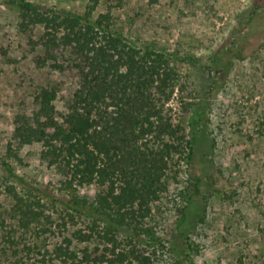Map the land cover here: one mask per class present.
<instances>
[{
	"label": "trees",
	"instance_id": "trees-1",
	"mask_svg": "<svg viewBox=\"0 0 264 264\" xmlns=\"http://www.w3.org/2000/svg\"><path fill=\"white\" fill-rule=\"evenodd\" d=\"M11 1L20 14V31L30 33L28 43L37 51L34 65L65 74L76 88L62 111L55 103L62 82L39 86L34 110L12 119L6 156L17 157L14 143L37 146L38 158L54 167L59 179L53 193L16 174L6 156L1 159L0 198L11 199L9 215L16 222L1 217L0 199L6 251L30 256L36 264H162L171 258L174 264H194L186 229L190 204L204 196L205 180L193 167L201 127L210 120L208 103L200 109L197 102L198 109L189 113L188 133L169 105L175 91L184 89L176 64L191 57L154 43H132L114 26L109 11L95 18L101 0H91L82 13ZM37 27L41 30L35 34ZM238 48L231 43L218 49L215 65L205 68L224 78L232 64L229 56ZM193 104L187 101L184 110L190 112ZM180 164L189 179L180 192L184 204L170 237H163L152 222L153 207L169 191L170 178L176 180ZM204 169L207 173L209 164ZM56 221L63 228L68 222L80 225L51 248L32 242V237L55 235ZM176 233L180 243L174 241Z\"/></svg>",
	"mask_w": 264,
	"mask_h": 264
},
{
	"label": "rangeland",
	"instance_id": "rangeland-1",
	"mask_svg": "<svg viewBox=\"0 0 264 264\" xmlns=\"http://www.w3.org/2000/svg\"><path fill=\"white\" fill-rule=\"evenodd\" d=\"M30 1L77 13L85 11L91 3V0ZM259 5L263 8L254 13ZM106 11L113 16L114 26L132 43L139 46L154 43L193 60L176 64L184 89H177L169 101L185 133L189 130L187 117L198 109L197 102L200 109L208 103L205 111L210 120L201 127L193 167V173L205 180L204 196L190 204L186 229L194 244V264H258L264 259V0H101L95 18ZM19 22L15 3L0 0L1 177V159L12 139V119L17 113L34 110L38 87L62 82L55 101L56 108L62 111L76 88L65 74L34 65L37 51L31 49L30 33L21 32ZM40 30L37 27L34 33ZM231 43L239 48L234 56H229L230 72L217 78L205 66L215 65L217 50ZM195 59L199 64H193ZM211 85L214 89L206 98L205 92L210 91ZM187 101L194 103L188 113L183 106ZM13 147L17 157H6L16 174L57 193L59 174L40 161L36 153L39 147H19L16 143ZM207 164L210 169L206 173ZM184 168L180 164L176 180L170 178L169 191L153 207L152 222L163 237H170L179 208L184 204L180 192L189 180ZM0 199L1 217L15 224L9 215L11 199L5 194ZM53 217L59 220L56 215ZM57 223L53 227L55 235L31 236L32 242L51 248L80 225L68 222L67 228H63ZM4 234L0 227V264L17 261L30 264L32 260L27 259L30 256L19 258L6 251ZM173 237L178 238L174 240L178 243L182 241L178 233ZM24 238L29 239L30 235ZM172 259L161 263L174 264Z\"/></svg>",
	"mask_w": 264,
	"mask_h": 264
}]
</instances>
